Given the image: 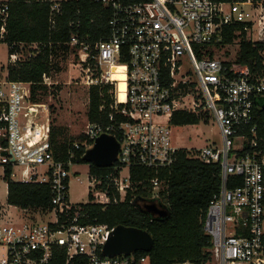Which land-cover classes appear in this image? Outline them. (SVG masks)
Masks as SVG:
<instances>
[{"label":"built area","instance_id":"obj_1","mask_svg":"<svg viewBox=\"0 0 264 264\" xmlns=\"http://www.w3.org/2000/svg\"><path fill=\"white\" fill-rule=\"evenodd\" d=\"M15 1L46 4L48 28L57 32L64 5L79 0H0V45L6 54L0 63V169L4 174L10 168L14 182L47 185L52 209L45 214L53 218L41 225L0 219L4 251L0 264H58L61 258L64 264L147 263L134 253L103 256L102 247L114 228L79 224V217L86 214L69 200L72 168L81 166L78 159L101 135L112 136L119 145L109 175L116 196L99 189L100 181L89 175L85 164L90 180L85 204L103 210L123 203L132 192L130 169L138 168L153 178L150 196L137 206L167 211L160 196L167 185L158 174L170 169L184 150L189 159L220 168V189L202 222L210 242V261L205 264H264V133L254 123L256 110L264 109V69L256 74L237 63L236 50L228 59L219 54L224 47L238 49L241 42L264 43V0H88L106 11L108 35L91 42L72 34L55 44L6 41L10 5ZM68 26L78 29L80 21L70 20ZM229 28L235 38L224 44ZM45 45L69 48L88 89L109 86L108 101L103 99L99 107L109 110L107 124L87 122L84 140L71 143L64 160L54 158L50 114L44 105L31 101L32 84L9 78L11 69L35 59ZM52 74H42L40 85L54 86ZM178 112L198 120L183 127L214 123L221 146L177 147L173 128L182 126L174 125L172 117ZM230 179H238L240 185L228 188Z\"/></svg>","mask_w":264,"mask_h":264},{"label":"trees","instance_id":"obj_2","mask_svg":"<svg viewBox=\"0 0 264 264\" xmlns=\"http://www.w3.org/2000/svg\"><path fill=\"white\" fill-rule=\"evenodd\" d=\"M228 2L229 0H215ZM79 9L80 13L76 14ZM48 10L46 4H24L15 1L10 5L8 22V43H64L70 35L78 34L88 38V41H97L108 35L106 28L107 13L100 6L79 0L77 3L64 5L63 14L58 19L57 32L48 28ZM80 21L78 29L69 27V21ZM234 29H226L223 36L224 44H231L234 40ZM67 46L55 45L42 48L41 53L26 64L13 68L9 72L12 81H22L32 84L31 101L39 104L36 96L46 88L40 85L41 75L53 72L54 61L69 53ZM53 57L50 61L49 58ZM235 61L247 65L251 71L260 74L264 69V43L250 44L241 42L235 55ZM55 73V72H54ZM109 86L101 90L97 87L89 89L87 121L89 123L107 124V107L99 111L101 101L107 99ZM254 123L258 131L264 133V109L255 112ZM172 123L177 126L194 125L198 123L195 116L184 112L175 113ZM58 132L50 127L49 141L54 158L64 160L68 146L74 141L58 140ZM82 141L83 136H78ZM82 154V151L78 155ZM79 157V156H77ZM78 163L85 165L83 159ZM113 168H96L89 165V175L100 181L99 189L106 191L110 197L116 196L109 175ZM130 184L132 192H128L125 201L117 206H108L101 211L99 205H79L80 214L78 223L102 224L110 228L122 226L135 228L147 232L153 239V246L148 252H135L137 260L146 258L147 264H205L210 261V242L203 232L202 222L209 202L221 185L220 168L218 165H204L198 160L189 159L187 152L180 150L176 155L173 166L158 174L166 182V189L160 190L161 198L168 204V215L163 219H151L137 206L136 202L150 196L152 188L150 180L153 174L138 168L130 169ZM10 168H6L3 180L7 185L6 204L21 210L47 213L52 209L51 192L47 185L33 183H17L9 178ZM240 185L238 179H230L228 188ZM92 199L91 197L89 198ZM131 199L133 202L130 203ZM58 264H64L61 258Z\"/></svg>","mask_w":264,"mask_h":264},{"label":"rangeland","instance_id":"obj_3","mask_svg":"<svg viewBox=\"0 0 264 264\" xmlns=\"http://www.w3.org/2000/svg\"><path fill=\"white\" fill-rule=\"evenodd\" d=\"M234 45L224 47L219 54L222 59H228L234 53ZM6 59L4 46L0 45V63ZM54 64L51 81L55 83L50 89L39 92L36 96L38 102L49 111L50 127L58 132V140L81 141L78 136L82 134L87 121L89 89L84 84L85 77L82 68L78 65L77 58L72 54L60 57ZM55 72V73H54ZM195 136H198L195 137ZM198 139V140H197ZM173 142L183 149H202L211 143L221 146L220 133L214 123L209 125L198 124L193 127L173 128ZM79 178V180L76 179ZM87 166H74L69 182V200L74 205L87 203V187L89 183ZM3 172L0 169V204H5ZM101 209V208H100ZM106 209V208H105ZM105 209L101 210L104 211ZM12 216L20 218L27 223L46 224L53 218L40 212L11 210ZM0 248V258L3 255ZM147 264V263H144Z\"/></svg>","mask_w":264,"mask_h":264},{"label":"water","instance_id":"obj_4","mask_svg":"<svg viewBox=\"0 0 264 264\" xmlns=\"http://www.w3.org/2000/svg\"><path fill=\"white\" fill-rule=\"evenodd\" d=\"M118 148L119 145L112 136L101 135L95 139L92 147L86 150L83 161L96 168H110L116 159ZM142 212L151 217L156 215L159 219L166 218L168 215L167 211H157L153 206L145 207ZM152 246L153 239L147 232L118 226L113 229L102 247V254L110 257L140 251L148 252Z\"/></svg>","mask_w":264,"mask_h":264},{"label":"crops","instance_id":"obj_5","mask_svg":"<svg viewBox=\"0 0 264 264\" xmlns=\"http://www.w3.org/2000/svg\"><path fill=\"white\" fill-rule=\"evenodd\" d=\"M5 189H4V199H5V204L1 205L0 204V219L2 220H19L20 218H17L16 216H12L11 210H20L21 212H24L25 210L18 209L16 207H12L6 204V196H7V185L5 183Z\"/></svg>","mask_w":264,"mask_h":264},{"label":"bare ground","instance_id":"obj_6","mask_svg":"<svg viewBox=\"0 0 264 264\" xmlns=\"http://www.w3.org/2000/svg\"><path fill=\"white\" fill-rule=\"evenodd\" d=\"M112 72H117L115 68L112 69Z\"/></svg>","mask_w":264,"mask_h":264}]
</instances>
